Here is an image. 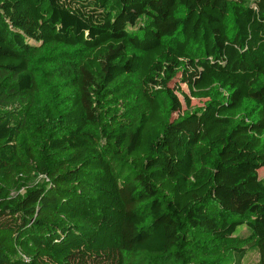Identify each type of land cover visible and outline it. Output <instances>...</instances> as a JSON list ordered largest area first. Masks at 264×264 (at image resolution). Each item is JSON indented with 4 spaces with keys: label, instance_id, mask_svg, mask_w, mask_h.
<instances>
[{
    "label": "trees",
    "instance_id": "16d2710c",
    "mask_svg": "<svg viewBox=\"0 0 264 264\" xmlns=\"http://www.w3.org/2000/svg\"><path fill=\"white\" fill-rule=\"evenodd\" d=\"M263 167L264 0H0V264H264Z\"/></svg>",
    "mask_w": 264,
    "mask_h": 264
},
{
    "label": "rangeland",
    "instance_id": "374dc122",
    "mask_svg": "<svg viewBox=\"0 0 264 264\" xmlns=\"http://www.w3.org/2000/svg\"><path fill=\"white\" fill-rule=\"evenodd\" d=\"M181 88L184 89L186 92H188V89L185 84H181ZM191 103L193 105H200L202 104V101L198 99H191ZM260 173H264V167L260 169ZM43 176L34 177L33 181L43 183L44 182ZM250 234V230L245 224L239 225L236 228V231L234 232V235L239 237H247ZM259 259V253L255 248H249L246 251V255L243 259V264H254Z\"/></svg>",
    "mask_w": 264,
    "mask_h": 264
}]
</instances>
